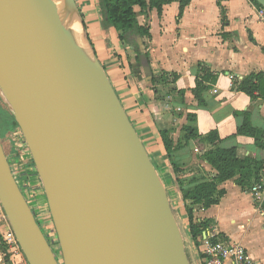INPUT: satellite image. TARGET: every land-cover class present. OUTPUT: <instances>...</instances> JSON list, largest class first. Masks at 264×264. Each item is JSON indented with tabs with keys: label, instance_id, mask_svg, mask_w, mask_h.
Segmentation results:
<instances>
[{
	"label": "water",
	"instance_id": "water-1",
	"mask_svg": "<svg viewBox=\"0 0 264 264\" xmlns=\"http://www.w3.org/2000/svg\"><path fill=\"white\" fill-rule=\"evenodd\" d=\"M79 21L75 0H0V95L41 177L64 264H191L167 189ZM0 200L29 263L60 264L1 136Z\"/></svg>",
	"mask_w": 264,
	"mask_h": 264
},
{
	"label": "crops",
	"instance_id": "crops-1",
	"mask_svg": "<svg viewBox=\"0 0 264 264\" xmlns=\"http://www.w3.org/2000/svg\"><path fill=\"white\" fill-rule=\"evenodd\" d=\"M75 4L82 35L105 68L171 204L176 205L189 224L178 177L182 176V181L191 187L210 180L217 171L193 141L177 147L169 156L161 132L168 130L174 144L178 143L188 115L196 114L200 133L205 135L217 129L223 139L221 147H237L240 157L264 161V148L257 145L255 138L237 134L245 120L244 112H248L253 127L264 130V98H251L233 86L234 81L251 73L264 74V22L259 19L260 6L255 0H189L180 15V0L165 4L161 13L157 8L145 12L136 5L138 22L150 27L151 38L141 37L143 48L139 46L150 52L148 75L145 64L137 60L134 47L119 38L114 26L105 24L100 0H75ZM199 64L218 75L216 83L203 94L205 106L199 105L192 92ZM174 73L179 75L176 80ZM220 187L226 194L219 204L195 214L211 219L219 232L243 244L254 264H264V210L251 190H244L233 179ZM232 225L243 229L244 234L235 233ZM6 227L5 223L0 224V232ZM188 242L186 248L190 247L200 264L191 235ZM0 264H12L1 234Z\"/></svg>",
	"mask_w": 264,
	"mask_h": 264
},
{
	"label": "trees",
	"instance_id": "trees-1",
	"mask_svg": "<svg viewBox=\"0 0 264 264\" xmlns=\"http://www.w3.org/2000/svg\"><path fill=\"white\" fill-rule=\"evenodd\" d=\"M174 0H100V5L105 14V24L114 26L119 38L132 45L137 52V60L141 64H149L150 52L148 49L141 50L136 37L151 38L149 25H141L137 19V12L134 10L136 5H139L142 11H147L149 8H157L161 13L165 4ZM220 1V0H219ZM256 1V0H255ZM182 14L184 7L189 3V0H180ZM257 2V1H256ZM261 7L262 5L257 2ZM164 76V75H163ZM173 80L179 78L177 73L172 74ZM218 75L202 64H199L196 85L192 92L200 106H205L206 101L204 92L210 89L211 84H215ZM153 76V81H154ZM233 86L238 90L245 92L251 98H264V74L251 73L245 76L240 81H234ZM184 92V91H183ZM245 120L241 127L238 128L237 134L248 135L255 138V142L260 147L264 148V130L257 129L251 125L248 112H244ZM18 125L14 117L10 127ZM6 129L7 131L10 129ZM183 135L174 144V140L169 135L168 130L161 132L167 154L171 156L174 149L180 147L184 143L193 141L197 149L203 152V157L217 171L216 175L210 180L202 181L193 186H188L182 181V176L178 177L182 193V205L189 223V230L195 243L202 232L213 225L211 219H203L200 222H194V214L196 211H202L210 208L213 205L219 204L226 190L220 185L224 182L233 179L235 183L241 186L244 190L251 189L252 186L262 180V171L264 169V161L257 160L253 157H240L237 147H221L223 139L217 129L211 130L207 134L199 132L197 127V115L189 114L188 123L182 128ZM175 171L179 168L174 163ZM264 210V202L261 205Z\"/></svg>",
	"mask_w": 264,
	"mask_h": 264
},
{
	"label": "built area",
	"instance_id": "built-area-1",
	"mask_svg": "<svg viewBox=\"0 0 264 264\" xmlns=\"http://www.w3.org/2000/svg\"><path fill=\"white\" fill-rule=\"evenodd\" d=\"M259 19L264 22V7L258 10ZM6 155L11 171L23 192L28 204L39 222L42 230L56 234L54 223H51V213L48 208L36 203L38 189L45 193L41 177L37 171L29 146L19 125L13 124L4 139ZM11 159L12 161H10ZM36 178V183L33 180ZM254 200L261 207L264 202V179L250 189ZM46 195V194H45ZM48 204V203H47ZM38 221V220H37ZM53 221V220H52ZM6 224V230L1 231V237L7 247L12 264H30L26 259L15 231L13 230L0 200V224ZM51 246L57 241H49ZM195 249L200 264H254L248 249L240 242L234 241L219 232L213 225L206 228L197 238Z\"/></svg>",
	"mask_w": 264,
	"mask_h": 264
},
{
	"label": "rangeland",
	"instance_id": "rangeland-1",
	"mask_svg": "<svg viewBox=\"0 0 264 264\" xmlns=\"http://www.w3.org/2000/svg\"><path fill=\"white\" fill-rule=\"evenodd\" d=\"M13 119V115L11 114L10 110L8 109V107L6 106V104L4 103L1 95H0V136L2 138V141L4 142V139H6V136H7V130L10 125H11V121ZM10 161H12L11 159H9ZM34 183H36V178L33 180ZM36 203L38 202V204L44 206V208H48V202H47V197L45 195L44 192L40 191L38 189L37 193H36ZM172 205V204H171ZM176 205L174 204V206L172 205V208H173V211H174V214L176 216V219L179 223V226L181 228V231H182V234H183V237H184V240H185V245L188 246L189 244V236L191 235L190 233V230H189V224H187L184 219L180 216L179 214V211L178 209L175 207ZM37 220L38 222H42V218L37 216ZM201 220H203L202 218H199L196 214H194V222H200ZM52 218H51V223H52ZM240 222V221H238ZM231 229L234 230L235 233H238V234H244V230L243 229H239L237 227V225H232L231 226ZM44 234L46 235L48 241H57L55 242L52 247H53V250L55 251V254H56V257L57 259L59 260V263L60 264H64V261H63V256H62V251H61V247H60V244H59V240H58V236H57V233L54 234L49 231H46V230H43ZM233 237H235L236 235L233 234L232 235ZM51 244V243H50ZM188 250V251H187ZM186 251H187V254H188V257L190 259V262L191 264H197V261H196V258L194 255H192L191 251H190V247L187 249L186 248Z\"/></svg>",
	"mask_w": 264,
	"mask_h": 264
},
{
	"label": "bare ground",
	"instance_id": "bare-ground-1",
	"mask_svg": "<svg viewBox=\"0 0 264 264\" xmlns=\"http://www.w3.org/2000/svg\"><path fill=\"white\" fill-rule=\"evenodd\" d=\"M60 9H63L65 6V0H56ZM78 28V27H77Z\"/></svg>",
	"mask_w": 264,
	"mask_h": 264
}]
</instances>
